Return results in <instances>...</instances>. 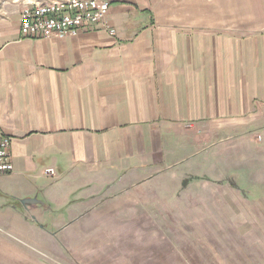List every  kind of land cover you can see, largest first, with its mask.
<instances>
[{
    "label": "crops",
    "instance_id": "obj_1",
    "mask_svg": "<svg viewBox=\"0 0 264 264\" xmlns=\"http://www.w3.org/2000/svg\"><path fill=\"white\" fill-rule=\"evenodd\" d=\"M106 1L104 23L64 40L24 37L19 4L0 0L14 164L0 174V264H44L35 246L83 250L188 145L264 125V25L248 0Z\"/></svg>",
    "mask_w": 264,
    "mask_h": 264
},
{
    "label": "rangeland",
    "instance_id": "obj_2",
    "mask_svg": "<svg viewBox=\"0 0 264 264\" xmlns=\"http://www.w3.org/2000/svg\"><path fill=\"white\" fill-rule=\"evenodd\" d=\"M247 6L264 25V0ZM195 144L144 201L97 220L83 250L35 246L36 255L44 264H264V125Z\"/></svg>",
    "mask_w": 264,
    "mask_h": 264
},
{
    "label": "built area",
    "instance_id": "obj_3",
    "mask_svg": "<svg viewBox=\"0 0 264 264\" xmlns=\"http://www.w3.org/2000/svg\"><path fill=\"white\" fill-rule=\"evenodd\" d=\"M19 4L21 33L30 39H66L107 19L111 3L106 0H12ZM112 35L115 29H110ZM12 139L0 129V174L14 171ZM46 174L55 176L53 168Z\"/></svg>",
    "mask_w": 264,
    "mask_h": 264
},
{
    "label": "water",
    "instance_id": "obj_4",
    "mask_svg": "<svg viewBox=\"0 0 264 264\" xmlns=\"http://www.w3.org/2000/svg\"><path fill=\"white\" fill-rule=\"evenodd\" d=\"M25 206H27L29 203L37 202L35 199H24L22 200Z\"/></svg>",
    "mask_w": 264,
    "mask_h": 264
}]
</instances>
